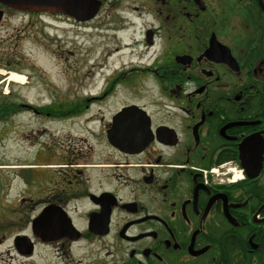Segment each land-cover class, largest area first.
<instances>
[{
    "label": "flooded vegetation",
    "instance_id": "af4514ba",
    "mask_svg": "<svg viewBox=\"0 0 264 264\" xmlns=\"http://www.w3.org/2000/svg\"><path fill=\"white\" fill-rule=\"evenodd\" d=\"M98 1L38 15L83 28L99 140L1 216L2 264H264V0Z\"/></svg>",
    "mask_w": 264,
    "mask_h": 264
},
{
    "label": "rangeland",
    "instance_id": "374dc122",
    "mask_svg": "<svg viewBox=\"0 0 264 264\" xmlns=\"http://www.w3.org/2000/svg\"><path fill=\"white\" fill-rule=\"evenodd\" d=\"M82 33V26L55 25L46 15L12 9L0 21V70L27 78L25 84H7V77L0 76V106L15 107L0 112V224L5 216L14 217L23 195L43 187L39 180L51 171L45 166L52 158L70 145L78 149L99 140L95 124L87 127L81 117L68 118V106L78 102L71 96L86 92L80 83H88L82 81L83 74L87 75ZM121 100L130 102L131 98L127 95ZM90 110L96 111V107ZM36 164L41 166L34 168ZM30 174L26 183L22 177ZM6 199L10 204L4 215ZM3 250L0 243V264Z\"/></svg>",
    "mask_w": 264,
    "mask_h": 264
},
{
    "label": "water",
    "instance_id": "95a60500",
    "mask_svg": "<svg viewBox=\"0 0 264 264\" xmlns=\"http://www.w3.org/2000/svg\"><path fill=\"white\" fill-rule=\"evenodd\" d=\"M0 4L10 9L27 11L30 13H61L72 16L77 21L91 19L99 8L98 0H0ZM2 14L3 12L0 10V19ZM123 141L125 142V139H123ZM259 159L261 160V156H259ZM260 160L256 165V173L251 177L258 174L261 166ZM244 168L247 169L249 166L244 165Z\"/></svg>",
    "mask_w": 264,
    "mask_h": 264
},
{
    "label": "bare ground",
    "instance_id": "6f19581e",
    "mask_svg": "<svg viewBox=\"0 0 264 264\" xmlns=\"http://www.w3.org/2000/svg\"><path fill=\"white\" fill-rule=\"evenodd\" d=\"M0 75H3L4 77H7L6 82L8 83H20L25 84L27 81V78L24 75H21L20 73L11 71L9 74H5L4 70H0Z\"/></svg>",
    "mask_w": 264,
    "mask_h": 264
},
{
    "label": "trees",
    "instance_id": "16d2710c",
    "mask_svg": "<svg viewBox=\"0 0 264 264\" xmlns=\"http://www.w3.org/2000/svg\"><path fill=\"white\" fill-rule=\"evenodd\" d=\"M2 105L0 106V112H6L7 110H14L13 106H8V105H5L3 103H1Z\"/></svg>",
    "mask_w": 264,
    "mask_h": 264
}]
</instances>
